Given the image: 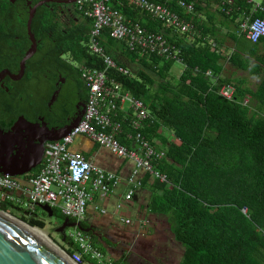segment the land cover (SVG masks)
Segmentation results:
<instances>
[{
	"label": "trees",
	"instance_id": "trees-1",
	"mask_svg": "<svg viewBox=\"0 0 264 264\" xmlns=\"http://www.w3.org/2000/svg\"><path fill=\"white\" fill-rule=\"evenodd\" d=\"M149 1L165 5L193 24L197 36L170 35L149 17L113 4L128 21L139 23L150 32L164 33L179 50L183 70L175 84L170 83L174 61L130 52L123 42L110 38L108 30L100 37L105 53L129 69L130 76L116 75L115 79L125 92L144 104L149 114L135 132L130 126L131 113L119 112L117 119L122 121V132L116 138L128 148L127 136L140 133L151 146L165 153L163 158L152 160V168L165 175L168 184L151 179L146 212L164 218L168 224L173 241L182 248L178 264H264V117L256 119L255 110L243 105L246 98L264 105V76L253 93L236 85L231 101L218 95L223 85H231L228 79L219 78L222 70L219 61L247 66L241 57L245 48L242 44L248 46V52L264 45V40L250 45L243 34L237 37L221 34L239 16L250 15L252 5L247 0H231V11L225 14L226 0ZM179 1L191 4L192 13L179 8ZM250 16L264 20V0H260V9ZM91 26V21L80 15L64 28L53 24V42L47 52L49 60L68 66L78 77L85 99L88 90L80 70L61 60V56L67 54L76 65L102 70V60L91 56L85 46ZM225 39L233 41L229 56L220 53ZM211 44L218 46L217 52L211 50ZM254 67L264 68V57L257 59ZM207 71L216 78L206 76ZM7 98L10 122L0 130L7 131L18 116L34 121L30 97L23 99L26 109L20 107L17 99ZM163 130L174 139L169 141L162 135ZM38 169L32 171L33 175ZM149 179L148 174L143 176L142 183L148 184ZM0 211L30 227L44 228V217H38L35 210L27 212L17 204L0 201ZM53 212L59 224L66 219L57 209ZM63 244L62 249L69 256L78 251L67 238ZM93 245L105 255L102 248ZM112 263L119 264L113 260ZM82 264L96 263L83 255Z\"/></svg>",
	"mask_w": 264,
	"mask_h": 264
},
{
	"label": "built area",
	"instance_id": "built-area-1",
	"mask_svg": "<svg viewBox=\"0 0 264 264\" xmlns=\"http://www.w3.org/2000/svg\"><path fill=\"white\" fill-rule=\"evenodd\" d=\"M113 4L127 6L140 15L149 17L160 23L170 35L181 37L195 32L193 24L179 17L165 5L149 0H77L76 12L89 19L92 24L85 46L91 56L102 60L103 69L97 70L84 64L76 65L88 90L85 110L79 123L60 141L46 145L38 174L21 176L24 178L0 175V201L17 204L27 212H34L38 205L48 206L52 210L57 209L72 222L80 223L86 215V208L92 201L93 194H99L101 197L111 194L120 182L115 173L95 166L82 155L69 150V145L80 135L86 136L111 155L134 164V169L127 179L124 201H132L135 193L141 189L142 181L138 177L140 171L168 184L165 175L152 168L153 159L165 156L163 151L151 146L140 133L133 137L127 136L134 144L131 148H127L116 138L122 132V121L117 119L119 112L124 115L131 113L130 126L135 132H138L149 114L144 104L125 92L121 83L115 79L116 75L130 76L129 69L118 65L105 53L100 45V37L102 32L108 30L110 38L123 42L130 52L141 56L154 55L177 63H180L179 50L169 43L164 33L150 32L139 23L128 21ZM177 5L186 13L193 11L191 4L179 1ZM224 6L227 7L224 13L229 14L232 1L226 0ZM239 31L249 43L256 44L264 40V20L245 17L239 25ZM205 75L211 77L212 73L207 71ZM234 93L235 89L231 85H223L218 91V95L228 101L233 99ZM247 103L248 99H244L243 105ZM126 104L128 108L124 110ZM16 191H22L24 199L15 198L12 193ZM117 208L119 209L120 205ZM121 221L130 224V220ZM65 234L78 249L68 255L73 264H82L83 255L96 264H113L112 260L101 254L89 237L77 228L67 229Z\"/></svg>",
	"mask_w": 264,
	"mask_h": 264
},
{
	"label": "flooded vegetation",
	"instance_id": "flooded-vegetation-1",
	"mask_svg": "<svg viewBox=\"0 0 264 264\" xmlns=\"http://www.w3.org/2000/svg\"><path fill=\"white\" fill-rule=\"evenodd\" d=\"M75 5L74 0H0V129L10 122L7 97L17 99L25 109L23 99L30 97L36 115L33 122L42 119L48 128H61L83 115L86 99L78 77L68 66L47 57L53 24L64 28L76 20L79 15ZM31 13L30 32L36 50L25 61L18 78L20 63L32 46L27 32ZM147 234L133 238L122 233L111 238L108 231L93 230L86 235L119 264H175L166 247L162 250L145 241Z\"/></svg>",
	"mask_w": 264,
	"mask_h": 264
},
{
	"label": "crops",
	"instance_id": "crops-1",
	"mask_svg": "<svg viewBox=\"0 0 264 264\" xmlns=\"http://www.w3.org/2000/svg\"><path fill=\"white\" fill-rule=\"evenodd\" d=\"M247 2H249L252 5L251 14L256 13L260 9V0H247ZM229 10L231 11V9ZM250 15L239 16L237 19L234 20V23L238 26H235L234 23H231L230 24L231 26L229 25L227 28H223L221 34L224 35L227 33L230 36L232 35L236 37L240 36L241 33L239 31V25L242 21H244L245 17H251ZM234 26L235 28H232ZM194 36H197L196 32L194 33ZM245 41L247 40L245 39ZM231 42H232L231 43L232 46L233 41L231 40ZM249 44L253 45L251 43ZM245 45H246L245 43L242 44V46L245 48L242 47L243 54L241 55V57L243 60H245L247 66L237 65L236 63L232 64V66L237 68L236 70L237 72L238 71L247 72L250 78L261 81V77L264 76V68L261 67V69L260 68L257 69V67L256 68L254 67V63L257 61V59L264 57V45L259 44L258 46H256V49L253 52H248V46L246 47ZM211 46H212L211 50L213 51L214 49L215 52H217L216 48L218 46L216 48L213 44H211ZM232 47H227L224 46V44H222L220 53L223 54L224 56L226 55L229 56V54L232 51ZM222 62L224 63V61ZM225 63H229V62L226 60ZM223 72H224V66L222 65V70L220 72L219 78L228 79L233 83L231 84L234 86L237 85L238 87L241 88L242 87L241 84L246 83L244 82L246 80L244 79L245 78L244 76H240V77L238 75L225 76L222 74ZM163 134L167 136L169 133L163 130L162 135ZM173 139L174 138L170 140ZM132 146H134V144L130 141V145L128 148H131ZM155 149L159 151H163L158 148ZM69 150L73 153H78L82 155L85 158V160L89 161L95 166H98L106 171L115 173L120 178L119 185L115 188L113 193L108 194L104 197H101V195L96 193L93 194L92 201H90L87 205L86 215L84 219L81 221L83 227L93 228L94 231H101V230L108 231L109 236H111V238H116L122 233L125 234L126 236H132L133 238H141L142 235L147 234V231L149 229L148 230L146 229L144 231V225H145L144 218L147 215H149L146 212V206L149 202V197H150L151 179L154 178L150 177V175L148 174L150 177L149 179L150 182L146 185L142 183L141 189L135 193V196L133 197L132 201L126 202L123 200V196L125 194V191L127 190V179L134 169V164L131 161L120 159L111 155L108 151L99 147L98 144H96L86 136H82V135L74 139L72 144L69 145ZM42 162H43V157L41 164L35 168V169L39 168L38 172L42 166ZM35 169H33L32 171H34ZM32 171L25 175H33ZM145 175H147V173L140 171L138 177L142 181L143 176ZM22 181H24V179H22ZM23 185L26 186L25 183H23ZM12 195L17 199H21V200L24 199V195L22 191H16L12 193ZM118 205H120L119 209L117 208ZM102 211H104V213H102ZM149 216L152 218L155 217L152 215ZM156 218H160V217H156ZM121 219L130 220V224L123 223ZM104 256L110 259V256L107 255L106 253ZM176 264H178V261Z\"/></svg>",
	"mask_w": 264,
	"mask_h": 264
},
{
	"label": "water",
	"instance_id": "water-1",
	"mask_svg": "<svg viewBox=\"0 0 264 264\" xmlns=\"http://www.w3.org/2000/svg\"><path fill=\"white\" fill-rule=\"evenodd\" d=\"M31 18L32 13L27 21V32L32 46L20 63L18 78L23 73L25 61L36 50L30 32ZM80 119L81 117L61 128H48L42 119L38 122H31L23 116H19L7 131L0 130V175L21 177L30 173L41 164L46 144L58 142L67 136L77 126ZM37 207L46 214L47 218H53L54 212L51 208L40 205ZM72 228H77L84 234L94 230L93 228H84L80 223L71 222L66 218L56 228V233L61 237L62 243L66 238L65 231ZM0 264L69 263L58 258L37 240L0 216Z\"/></svg>",
	"mask_w": 264,
	"mask_h": 264
},
{
	"label": "rangeland",
	"instance_id": "rangeland-1",
	"mask_svg": "<svg viewBox=\"0 0 264 264\" xmlns=\"http://www.w3.org/2000/svg\"><path fill=\"white\" fill-rule=\"evenodd\" d=\"M234 25L236 26V24L234 23ZM231 26V25H230ZM232 27V28H235ZM238 31V29H237ZM224 32V31H223ZM194 35L193 33L188 34V37H191ZM231 40L230 39H225L224 41V46L227 47H232L231 46ZM229 50V49H228ZM221 51V50H220ZM66 62H68L69 64L76 66V63L73 62L68 55H63L62 57ZM219 64L224 66V72L222 73L225 76H229V75H238L240 76H244L246 79L243 83L241 84V89L243 90H249L252 93L254 91H256V89L258 88V86L260 85V81L257 79H253L250 78L249 75L247 74V72H241V71H236L237 68L233 67L232 64L229 63H223L222 61H219ZM132 69L135 68V65H132L131 67ZM183 70V66L180 63L175 62V64L172 67L171 70V77L172 80H170V83L175 84L178 80V77L180 76V73ZM212 77H215L214 75ZM155 79H157L156 77H154ZM232 83V82H231ZM233 84V83H232ZM231 84V85H232ZM234 88L235 86L232 85ZM247 99V98H246ZM249 104L247 103L248 106H251L252 110L254 109L256 112V119H259L260 117H264V105H261L260 103H255V102H251L249 99ZM128 105L126 104L124 106V109H127ZM167 138L170 140L173 138L172 135L168 134ZM36 214L38 215V217H44V228L41 230L43 232H45V234H47V236L53 241L54 244H56L61 250L62 247H65L64 244L62 243L60 237L58 236V234L56 233V228L59 227V220L56 219L55 217L49 219L47 218V216L45 215V213L43 211H41V209H39L38 207H36L35 209ZM242 213H245V210L242 209ZM9 214V213H8ZM17 215V214H14ZM145 221V225H144V231L147 229H149L147 231V235L148 237L146 238V242L149 243V241L153 244V245H157L158 247H162V250L165 248L168 252L171 253V255L173 254L174 256V261L175 264L177 263V261L179 262L182 256V248L180 247L179 244L174 243L173 239H172V235L169 232V227L168 224L166 223V221L164 220V218H156V217H150L149 215H147L144 218ZM71 230V229H68ZM162 237V238H161ZM162 239V241H161ZM164 247V248H163Z\"/></svg>",
	"mask_w": 264,
	"mask_h": 264
},
{
	"label": "bare ground",
	"instance_id": "bare-ground-1",
	"mask_svg": "<svg viewBox=\"0 0 264 264\" xmlns=\"http://www.w3.org/2000/svg\"><path fill=\"white\" fill-rule=\"evenodd\" d=\"M0 216L2 218H5L7 221L12 223L14 226H16L17 228H19L20 230H22L23 232L28 234L29 236H31L35 240H37L40 244H42L45 248H47L49 251H51L53 254H55L61 260L65 261L69 264H73V263H71L67 254L63 250H61L56 244H54L53 241L47 236V234H45V232H43L39 229L30 227L26 223H23L22 221H20L17 218L9 215L8 213L0 212Z\"/></svg>",
	"mask_w": 264,
	"mask_h": 264
}]
</instances>
